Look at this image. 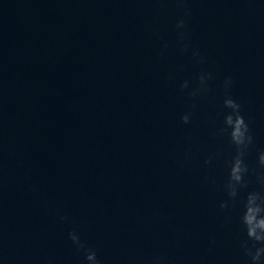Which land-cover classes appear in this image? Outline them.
<instances>
[{
    "label": "clouds",
    "instance_id": "clouds-1",
    "mask_svg": "<svg viewBox=\"0 0 264 264\" xmlns=\"http://www.w3.org/2000/svg\"><path fill=\"white\" fill-rule=\"evenodd\" d=\"M178 27H183L184 22L180 21L177 25ZM203 77L201 80L203 81ZM231 83L230 78L225 81V89L229 87ZM224 107L230 109L224 116V125L225 128L221 131L229 132L231 142L236 145L237 154L231 162L230 176L228 182V188L230 189L229 195L235 196L236 189L235 184H238L242 180V173L247 171L243 163L244 149L252 141V137L249 134V126L246 123L244 116L241 114V106L230 96H226L224 99ZM184 123L189 122V116L184 115L182 117ZM259 162L264 165V153H261L259 157ZM256 197L259 200L257 194L252 193L247 197L246 203L244 205V214L242 216V223L245 226L247 237L253 241L252 247L255 248L253 253L250 248L245 247L246 254L250 256L252 264H260L261 256L264 254V204L255 203L253 197ZM221 207H226L225 204H221ZM70 239L76 244L79 248H84V244L80 241L78 235L75 232L69 233ZM259 244L261 246L257 247ZM86 251V260L89 264H100V261L97 259V254L92 249H85Z\"/></svg>",
    "mask_w": 264,
    "mask_h": 264
}]
</instances>
